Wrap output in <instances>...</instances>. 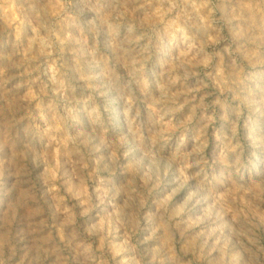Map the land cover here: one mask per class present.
Instances as JSON below:
<instances>
[{"label":"rangeland","instance_id":"1","mask_svg":"<svg viewBox=\"0 0 264 264\" xmlns=\"http://www.w3.org/2000/svg\"><path fill=\"white\" fill-rule=\"evenodd\" d=\"M0 264H264V0H0Z\"/></svg>","mask_w":264,"mask_h":264}]
</instances>
